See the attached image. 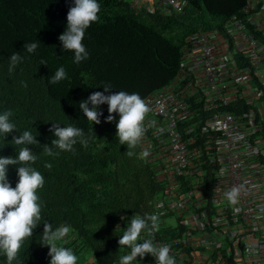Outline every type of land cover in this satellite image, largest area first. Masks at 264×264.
Returning a JSON list of instances; mask_svg holds the SVG:
<instances>
[{"label":"trees","instance_id":"16d2710c","mask_svg":"<svg viewBox=\"0 0 264 264\" xmlns=\"http://www.w3.org/2000/svg\"><path fill=\"white\" fill-rule=\"evenodd\" d=\"M97 2L101 6L99 19L86 29L82 41L88 59L76 64L74 53L64 51L58 39L66 29L74 0H0V114L11 111L10 120L16 125L6 138L0 134V157L15 159L24 145H15L13 136L31 131L38 141L29 146L38 157L31 167L44 177L43 187L37 190L41 220L33 235L23 241L13 264H49V248L42 246L44 223L51 224L53 230L70 226L73 238L60 244L72 249L78 259L85 254L92 264H118L126 255L118 240L129 219L151 215L152 203L163 186L143 160L138 145L131 149V157L127 145H120L116 138L118 114L106 123L108 106L101 105V123L93 125L79 103L94 92L111 95L125 91L144 99L161 89L177 73L184 39L200 28L221 27L246 4V0H187L183 13L162 17L136 14L117 0ZM37 40L40 44L35 52L23 48ZM13 53L22 59L9 72ZM61 66L67 78L50 84V77ZM105 85L111 86L109 92H104ZM52 123L82 129L87 146L77 142L73 151L53 147L58 155H47L44 146L51 147L55 139L49 130ZM16 167L7 168L13 188L18 183ZM171 235L170 230L161 229L151 239ZM0 264H7L2 253Z\"/></svg>","mask_w":264,"mask_h":264},{"label":"built area","instance_id":"2783aa9c","mask_svg":"<svg viewBox=\"0 0 264 264\" xmlns=\"http://www.w3.org/2000/svg\"><path fill=\"white\" fill-rule=\"evenodd\" d=\"M117 1L162 17L188 3ZM143 100L150 111L138 146L163 186L151 214L172 234L154 244L170 245L177 264H264V0H246L221 27L190 33L173 80ZM233 186H242L236 205L224 196ZM169 214L173 227L162 223Z\"/></svg>","mask_w":264,"mask_h":264},{"label":"clouds","instance_id":"9594fccd","mask_svg":"<svg viewBox=\"0 0 264 264\" xmlns=\"http://www.w3.org/2000/svg\"><path fill=\"white\" fill-rule=\"evenodd\" d=\"M100 10L101 6L97 0H74V6L69 8L66 29L58 39L64 51L74 53L73 63L79 64L88 59V52L82 41L86 29L98 21ZM39 44L40 42L37 40L25 43L23 48L28 53H33ZM21 59L22 57L18 53H13L10 56L9 72L14 70ZM46 63L44 60L41 61L42 65H46ZM66 78L65 68L61 66L50 77L49 83L57 84ZM24 86H27L26 83ZM103 89L104 92H109L111 86L105 85ZM105 104L108 106V116L105 122L111 123L115 119L113 114L119 115V120L116 123V138L120 145H127V155L133 156L134 152L131 149H134L145 135V119L150 111L149 106L138 93L129 94L125 91H118L111 95H105L102 92H94L87 100L79 103V109L88 121L93 125H98L101 123L100 117L103 115L101 111H98V108ZM12 115L11 111L0 114V134H4V138L16 129L15 123L10 120ZM49 130L55 136L51 147L44 146L46 154L49 156L58 155V153H53V147L60 151H73L77 142L85 147L88 144V140L80 128L71 125L61 127L52 123V128ZM12 142L17 146L24 145V147L19 148L15 159L0 157V253L6 256L7 264H13V261L17 259L23 241L33 235V230L41 220V205L38 203L37 190L44 185L43 175L31 167V164H34L38 159L37 155H34L29 148L30 145L38 144L36 137L32 135L31 131L26 130L18 138L13 136ZM141 155L147 158L150 153L143 151ZM16 165L19 166L16 167ZM8 166H15L18 174V183L14 188L7 180ZM45 167L50 169L52 165L45 164ZM241 190L242 186H233L224 193L230 205L238 203ZM156 206L160 208L162 204L158 203ZM160 215L151 214L143 217L134 215L131 218L130 224L118 240L120 247L126 246L130 250L120 259V264H133V261H137V257L143 260L146 255H151L155 259V264H177L175 257L170 255V245L157 246L153 239L148 238L158 231ZM43 225L42 246L49 248L48 256L51 258L49 264H77L78 257L73 250L58 243L64 241L72 231L70 226L61 225L53 230L51 224L44 223ZM142 232H145L146 237L143 242H138Z\"/></svg>","mask_w":264,"mask_h":264},{"label":"rangeland","instance_id":"374dc122","mask_svg":"<svg viewBox=\"0 0 264 264\" xmlns=\"http://www.w3.org/2000/svg\"><path fill=\"white\" fill-rule=\"evenodd\" d=\"M162 223L166 226L173 227L176 224V220L174 215L169 214L168 216L164 217L162 219ZM73 238V235L71 233L68 234V236L65 238V240L70 241ZM61 243V242H58ZM62 245V244H61ZM78 261L81 262V264H92V260L89 258L88 255L81 254ZM79 262V263H80Z\"/></svg>","mask_w":264,"mask_h":264}]
</instances>
